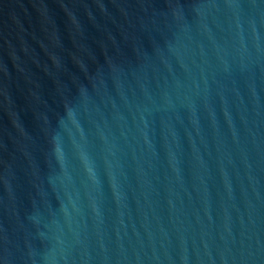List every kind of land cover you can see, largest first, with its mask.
I'll return each mask as SVG.
<instances>
[{
    "label": "water",
    "instance_id": "water-1",
    "mask_svg": "<svg viewBox=\"0 0 264 264\" xmlns=\"http://www.w3.org/2000/svg\"><path fill=\"white\" fill-rule=\"evenodd\" d=\"M0 264H264V0H0Z\"/></svg>",
    "mask_w": 264,
    "mask_h": 264
}]
</instances>
